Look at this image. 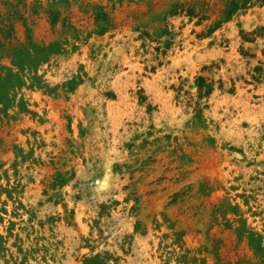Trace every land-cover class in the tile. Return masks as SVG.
Segmentation results:
<instances>
[{"label": "rangeland", "instance_id": "1", "mask_svg": "<svg viewBox=\"0 0 264 264\" xmlns=\"http://www.w3.org/2000/svg\"><path fill=\"white\" fill-rule=\"evenodd\" d=\"M0 264H264V0H0Z\"/></svg>", "mask_w": 264, "mask_h": 264}, {"label": "trees", "instance_id": "2", "mask_svg": "<svg viewBox=\"0 0 264 264\" xmlns=\"http://www.w3.org/2000/svg\"><path fill=\"white\" fill-rule=\"evenodd\" d=\"M239 4V0H229V5L232 9H237Z\"/></svg>", "mask_w": 264, "mask_h": 264}]
</instances>
